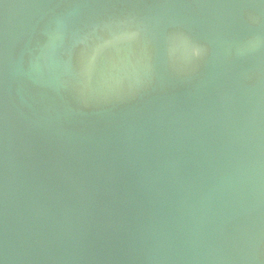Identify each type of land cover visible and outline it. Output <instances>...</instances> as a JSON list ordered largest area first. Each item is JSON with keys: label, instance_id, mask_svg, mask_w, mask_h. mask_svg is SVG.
I'll list each match as a JSON object with an SVG mask.
<instances>
[{"label": "water", "instance_id": "water-1", "mask_svg": "<svg viewBox=\"0 0 264 264\" xmlns=\"http://www.w3.org/2000/svg\"><path fill=\"white\" fill-rule=\"evenodd\" d=\"M0 264H264V0H0Z\"/></svg>", "mask_w": 264, "mask_h": 264}]
</instances>
